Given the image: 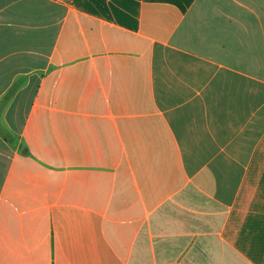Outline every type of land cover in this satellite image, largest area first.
<instances>
[{"label": "crops", "instance_id": "obj_1", "mask_svg": "<svg viewBox=\"0 0 264 264\" xmlns=\"http://www.w3.org/2000/svg\"><path fill=\"white\" fill-rule=\"evenodd\" d=\"M0 264H264V0H0Z\"/></svg>", "mask_w": 264, "mask_h": 264}]
</instances>
